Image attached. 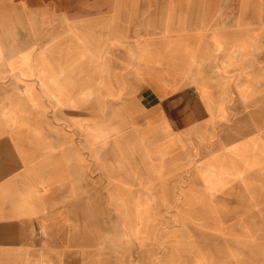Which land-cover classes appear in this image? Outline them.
<instances>
[{
  "label": "crops",
  "instance_id": "crops-1",
  "mask_svg": "<svg viewBox=\"0 0 264 264\" xmlns=\"http://www.w3.org/2000/svg\"><path fill=\"white\" fill-rule=\"evenodd\" d=\"M263 6L264 0H0V71H101L107 102L119 103L108 114L114 125L92 130V139L102 137L88 144L89 158L77 138L67 137L76 128H0V264H264V255L259 262L243 246L239 213L176 210L166 214L182 218H164L163 210L83 207L100 194L160 193L163 183L187 175L210 146L204 140L213 142L219 121L229 118L230 80L236 78L235 97L242 99L239 87L254 88L264 71V17L243 13ZM229 7L237 9L227 16ZM196 69L208 77L203 96L195 93ZM141 134L145 143L149 136L171 143L157 165L161 175L142 173L140 154L130 163L118 153L116 140ZM226 134L221 129L214 146ZM236 146L238 161L263 153L247 158L249 144ZM208 165V177L225 175L222 163L220 174Z\"/></svg>",
  "mask_w": 264,
  "mask_h": 264
},
{
  "label": "rangeland",
  "instance_id": "rangeland-1",
  "mask_svg": "<svg viewBox=\"0 0 264 264\" xmlns=\"http://www.w3.org/2000/svg\"><path fill=\"white\" fill-rule=\"evenodd\" d=\"M234 1L237 2V0ZM236 9V7L227 8L232 11L227 12V16L234 14ZM243 10L246 15L256 14L254 10H259L257 14L264 17V6L244 7ZM245 37L244 35V43L246 39H249ZM221 38L223 37L220 35ZM195 45L199 48L200 42H196ZM261 57L264 59V55L259 56V62L262 63ZM214 70L216 71H214L216 74L214 79L219 81L222 73L219 72L218 66H215ZM194 74L198 78L195 93L200 95V92L202 95V85L208 77L200 69H196ZM258 77L259 79L253 84L254 88L242 86L240 89L239 87L241 92L239 97L242 99L235 97L236 78L230 80V92L227 93L226 99L224 97L230 112L229 118L219 121L218 124L219 132L222 129V132L226 130L228 134L218 146L214 145L219 143L222 137H219V132L213 136V142L205 139L204 141L210 146L205 153L196 155L193 167L181 181L163 183L160 193L132 192L130 198L125 199L117 197V193H111L108 199L105 194H100L101 196L97 199L84 200V210H106L107 206H112L114 210H163L164 218L180 217L181 215L166 214L175 213L176 210L179 212L221 210V212L239 213L238 217L241 218L243 230V246L249 244L250 246L246 245L249 254L258 255L260 262L264 255L263 70L258 71ZM106 82L104 72H92L89 69L0 71V128L25 130L23 132H37L46 128L57 130L67 128L68 133L76 128L78 134L75 136L73 133H67V137L77 138V141L83 144V149L87 151L89 158L88 144H93L94 138L101 136L98 134L92 139V130L102 132L107 126L114 125V118H109L108 114H111V111L115 113L119 108V103L107 102ZM96 83H99V86ZM206 85L207 83L204 86ZM207 102L209 107L216 109L215 100L211 99ZM133 107L130 106L129 109L132 110ZM215 123L217 124V120ZM145 137L146 135L141 134V140L135 135L125 140L118 139L115 141V146L119 150L118 153L123 154L130 163L134 162L135 155L140 154L145 166V172L142 173L150 176L161 175L162 170L157 165L162 161V156L169 150L171 143L156 142L150 138L151 136L145 143ZM247 143L249 149L244 152L247 158L260 151L263 153L257 155L255 159L238 161L239 156L234 153H241L242 147L236 145ZM221 155L224 156L223 159L218 158ZM208 163L213 164V166L208 165V168L218 174L223 171L219 166L222 163L226 166L223 171L225 175L222 178L217 175L212 177L205 175ZM247 238L253 241H247Z\"/></svg>",
  "mask_w": 264,
  "mask_h": 264
}]
</instances>
